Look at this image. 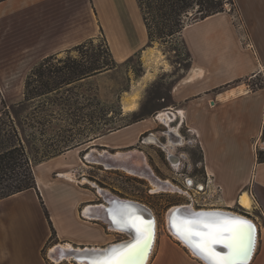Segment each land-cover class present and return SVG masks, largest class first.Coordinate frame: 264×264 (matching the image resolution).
Masks as SVG:
<instances>
[{
    "label": "crops",
    "instance_id": "1",
    "mask_svg": "<svg viewBox=\"0 0 264 264\" xmlns=\"http://www.w3.org/2000/svg\"><path fill=\"white\" fill-rule=\"evenodd\" d=\"M235 2L245 31L236 27L227 11L187 26L181 38L188 69L174 81L164 105L156 100L146 110V116L157 117L142 116L94 143L130 147L157 122L162 124L159 115L167 111L172 121L179 117L176 126L180 121L187 144L200 149L204 174L222 187L227 207L240 204L246 192L252 201L250 211L264 214V162L258 161L256 145L264 133V85L251 89L249 83L256 74L264 78V0ZM100 38L107 39L119 64L150 45L137 0H0V112L3 100L23 99L28 75L42 60ZM82 97L80 93L78 98ZM83 146L33 167L38 190L0 200V264H53L44 254L53 236L58 243L54 249L72 247L69 258L57 261L60 264L71 259L75 248H102L121 241L125 232L109 222L113 219L106 209L109 203L91 204L92 195L75 184L67 170L77 161L73 152ZM67 155L74 158L49 165ZM258 230V250L251 264H264V220ZM170 240L176 247L164 243L153 264H206L182 242L172 236Z\"/></svg>",
    "mask_w": 264,
    "mask_h": 264
},
{
    "label": "rangeland",
    "instance_id": "2",
    "mask_svg": "<svg viewBox=\"0 0 264 264\" xmlns=\"http://www.w3.org/2000/svg\"><path fill=\"white\" fill-rule=\"evenodd\" d=\"M226 10L232 14L236 27L240 28L243 33L245 31V24L240 11L232 4H227ZM188 21L190 22L191 20ZM104 39L107 40L106 38H100V40L95 42L94 47L88 46L89 51L92 52L94 49H97ZM80 54V52H72L71 56H79ZM68 56L69 54L66 52L58 57L64 59ZM52 64L57 65L58 61L55 59ZM188 65L189 56L185 50L181 36H178L173 43L155 42L154 45H148L147 43L132 59L120 63L116 69L109 71L106 75L87 81L81 86L78 85L75 90L71 89L67 95L72 96L70 99L71 103L79 102L77 106L79 110L75 106H52V103L48 100L49 97H41L30 102L22 101V99L9 100L7 111L18 123L22 137L28 136L27 151L33 161L32 166L36 167L38 165L37 160L44 155V151L53 148L52 146L50 147L52 143L46 145V141L41 139L42 135L45 133V138H51L53 134L57 139L54 142L59 144L61 136L66 134L65 129L68 123H65L62 117L65 116L62 114L66 113V108L73 113V115L70 114L73 120H69V123L70 126L71 124L76 125L74 128L71 126L70 129L72 128L73 134H76L78 138H85L87 133L96 134L102 131V129L108 128L105 126V118L107 120L112 119L113 123H115L113 124L114 126L130 124L142 116L149 117L152 120L157 116H146V110L150 109L156 100H161V105L165 104L174 81L184 74L188 69ZM259 75L256 74L255 76L258 77L249 82L251 89L263 87L264 83L262 82H264V78ZM80 93L83 97L78 99L77 96ZM95 93L99 94L106 102L110 113L107 116H103L100 113L95 114V123L90 124V116L93 110L89 108V102L86 100V97L88 98V96ZM62 95L60 93L57 96L58 99ZM55 96L56 94L52 96V99L56 98ZM134 102L137 104L136 112L128 113L124 110L123 105H131ZM120 108H123V114L117 113ZM52 110L56 114L53 126L49 124L50 117H48L52 113ZM75 114L77 116H74ZM177 120H179V117L173 121L161 119L162 124L157 122V125L149 132L150 134L154 133L155 137H146L147 134L143 135L141 137L143 143L139 139L130 147L118 149L103 148L94 143L96 140L92 141L91 144H95V148H98V151L101 153H104L105 150L109 152V154H105L104 160L98 158L99 164L94 162L93 159H84L85 155L88 154L90 146L92 147L90 143H86L83 147L87 153L85 149H80L79 153L78 151L73 152L75 155L72 154V156H75L77 161L74 162L70 169H67L70 172V176L74 179L73 182L92 195L91 204H107L106 202L110 204L108 199H113V201L119 198L128 199L141 202L154 212L158 222V230L151 264L160 256L164 243H169L171 246L176 247V242L173 243L170 240V236L172 235L167 225V212L173 207L191 205L195 209L222 208L235 211L241 215H247L255 221H260L258 219L259 212L256 210L251 211V214H246L241 211L246 208L240 204H236L231 208L227 207L224 196H222V189L218 190L217 186H220L219 184L216 185V190H214V182L213 185L210 183L207 186L208 177L204 174L203 166L199 161L200 149L187 144L185 140L187 134L185 130L180 129V121L176 126ZM42 131L44 132L43 134L41 133ZM126 132L130 131L127 130L113 136L111 135L110 138L113 140L117 139ZM34 133H37L38 140L35 139ZM156 138L165 144H157ZM256 143L258 153H264V133ZM138 145L140 148H138ZM158 146H162V148ZM111 153L116 154V156H111ZM169 154L178 156L180 162L172 163L169 160ZM70 158L71 156L67 155L60 159H55L49 165L54 164L56 160L65 161ZM126 168L133 172H129ZM187 177L192 179L196 185H202L198 189L196 186L187 187L185 184ZM162 181L171 182L176 188L173 190L165 188L159 192H153L152 183H162ZM198 204H206L207 206L201 207ZM126 238L127 236L123 234L122 238L120 237L119 239ZM53 239L49 241L44 249V254L49 261L53 260V264H60V262L55 261L56 259L52 257V249L58 245ZM50 257L53 259L51 260ZM71 263L74 262H61V264Z\"/></svg>",
    "mask_w": 264,
    "mask_h": 264
},
{
    "label": "trees",
    "instance_id": "3",
    "mask_svg": "<svg viewBox=\"0 0 264 264\" xmlns=\"http://www.w3.org/2000/svg\"><path fill=\"white\" fill-rule=\"evenodd\" d=\"M137 2L147 27L150 45H154L155 42L173 43L178 36H181L187 26L227 11V4H232L239 10L235 0H137ZM192 17L193 19H191ZM94 45L95 40L90 39L68 51L69 56L64 59H60L58 55H53L42 60L28 75L22 101L30 102L41 97H49L48 100L52 106H75L79 110L77 108L78 101L70 102L72 96L67 95L70 90H75L78 87V82L83 79L112 71L119 66L107 40L104 39L97 49L90 52L88 46L94 47ZM72 52H80L81 54L72 57ZM55 59L58 61L57 65L52 64ZM60 93L61 95L66 94L58 99L57 96ZM55 94L56 98L52 99ZM87 101L89 108L93 110L90 116V124L95 123V114L97 113L103 116L109 115V106L99 98L97 93L88 97ZM2 106L0 112V200L30 189L38 190L32 166L33 161L26 147L29 138L28 136L22 137L18 123L7 111L9 104L5 100L2 101ZM66 109V113L62 114L65 116L60 114L64 118V122L68 123L65 129L66 134L62 135L61 140H59L60 143L56 144L54 141L57 139L53 134L51 138H45V133L41 132L44 133L41 139L46 141V145L52 143L50 147L53 148L44 151V155L37 160V164L132 124L114 126L115 123L112 119L107 120L105 118V126L108 128L102 129L96 134L87 133L85 138H78L72 132V128L76 124H71L72 128L70 129L69 120H73L70 114L73 115V113L68 108ZM118 112L123 114L122 108L118 109ZM55 115L53 110L48 115L50 117L49 124L52 126L56 118ZM34 137L38 140L37 133H34ZM257 156L259 162H264V153H258ZM45 214L50 220L47 210H45Z\"/></svg>",
    "mask_w": 264,
    "mask_h": 264
},
{
    "label": "snow or ice",
    "instance_id": "4",
    "mask_svg": "<svg viewBox=\"0 0 264 264\" xmlns=\"http://www.w3.org/2000/svg\"><path fill=\"white\" fill-rule=\"evenodd\" d=\"M110 215L113 223L133 229L136 238L124 248H113L107 257L93 261V264H133L134 258L140 256L147 247L153 222L144 221L128 206L112 209ZM171 226L176 235L208 261V264H240L247 259L251 250L252 225L240 218L205 214L173 216ZM217 245L226 251H217Z\"/></svg>",
    "mask_w": 264,
    "mask_h": 264
},
{
    "label": "water",
    "instance_id": "5",
    "mask_svg": "<svg viewBox=\"0 0 264 264\" xmlns=\"http://www.w3.org/2000/svg\"><path fill=\"white\" fill-rule=\"evenodd\" d=\"M151 136H153V135H151ZM153 137H155V136H153ZM156 142L159 145H163L159 141V139H157V138H156ZM91 143L92 142H90V144ZM91 145H92V147L90 146L88 154L90 153L91 155H95L97 158H99L101 160H104L103 158H104L105 154H109V152L107 150H105V153H101V152L98 151L97 148H95L96 147L95 144H91ZM114 155L115 154H112L111 156H114ZM84 159L87 160V157H84ZM169 160L172 163H174V161H176L177 163L180 162V158L178 156H176V155H173V154H169ZM123 200H126V201H123ZM113 205L115 206V208H119V207H123V206L130 207L131 210L133 212H135V214H137V213L138 214L139 213L142 214V219L144 221L153 222V227H154V224H155V221H156V217L154 215V212L148 206H146L145 204H143L141 202H138V201H134V200L115 199L112 203L109 204V207L106 208V209L110 212L111 207ZM141 205H143V206H141ZM212 209H210V208L205 209L204 208V209H196V210H193V211L191 209V211H190L187 208H185L184 205H180V206H177V208H176V210L174 212L175 213L178 212L179 217H191V216H195V215H198V214H205V215H214V216H218V217H222V218H236L235 217L236 215H231L232 213L228 214V213L218 212V210H215V209L212 210ZM135 210H138V211L136 212ZM230 212L234 213L235 211L231 210ZM245 217H246V219L245 218H243V219H245L246 221H248L252 225V230H251V250L248 253L247 259L246 260H242L240 262V264H249L250 263L251 258H252L253 253H254V250H255V245H256V242H257V239H258V230H257V228L259 226V225H257L258 223L256 221H253V220L249 219L248 218L249 216H247V215ZM113 227L117 228V225L113 224ZM116 230H121L122 231L123 229L117 228ZM124 230H127V232L125 233L126 236H127L126 239H123L121 241L112 243V244H110V245H108L106 247H102V248H99V247L98 248H86L85 247V248H83L81 250H78L80 248H75L74 250H71V256L72 257H71L70 260H67V261L74 262L75 264H86V263L93 264V261L95 259L103 260L105 257L108 256V254L112 251L113 248H117V249L124 248L126 245L132 243L135 240V234L136 233L134 234L132 232V230L129 229V228H124ZM155 230H156L155 227L152 228L151 238L148 241L147 247L144 248V250H143V253H145L147 256H149V254L151 252V249L153 247V243L155 241V235H156ZM216 247H217V251H221V252L226 251L225 249L221 248L219 245H217ZM194 252L196 253L195 250H194ZM200 258H202V257L200 256ZM147 259H148V257H147ZM147 259H146V262H147ZM202 259L205 260L204 258H202ZM146 262H145V264H146Z\"/></svg>",
    "mask_w": 264,
    "mask_h": 264
},
{
    "label": "bare ground",
    "instance_id": "6",
    "mask_svg": "<svg viewBox=\"0 0 264 264\" xmlns=\"http://www.w3.org/2000/svg\"><path fill=\"white\" fill-rule=\"evenodd\" d=\"M136 103L134 102V103H132L131 105L129 104V105H125V107H123L124 108V110L125 111H127V112H133V111H135L136 110ZM162 114H160L159 116L161 117V119L163 120H169V121H172V116H171V114L170 113H168V112H164L163 113V116H161ZM159 117V118H160ZM87 159L88 160H94V162H96V163H98L99 162V159L97 158V157H95V156H93L92 157V155L89 153V154H87ZM103 162V161H102ZM174 163H177L176 161H174ZM99 164V163H98ZM126 169H128V168H126ZM133 170V169H132ZM128 171L129 172H133V171H131L130 169H128ZM137 173V172H136ZM152 185H153V192H159V191H161V190H163V189H165V188H169V189H171V190H173V189H175L176 188V186L174 185V184H172L171 182H168V181H162V183H156V182H154V183H152ZM120 199V198H119ZM108 201L110 202V203H112L113 202V199H108ZM123 201H126V200H123ZM240 204L243 206V207H245L246 209H248V210H250L251 208H252V201H251V199H250V196H249V194L248 193H243L242 195H241V197H240ZM106 206V205H105ZM108 206H109V204H108ZM141 206H143V205H141ZM184 207L185 208H187L188 210H190L191 211V209H192V211L193 210H196L194 207H192L191 205H184ZM115 207H113L112 209H114ZM176 208H177V206L176 207H173L169 212H168V214H167V221H168V229H169V231L171 232L170 234L176 239V240H178V241H180V242H182L186 247H188V249L192 252V253H194V255L195 256H197V257H199L200 258V256L197 254V252L195 253L194 252V250H193V248L192 247H190L185 241H183V240H181L177 235H176V232L174 231V229L172 228V226H171V220H172V217L173 216H177V217H179V215H178V212H174L175 210H176ZM116 209V208H115ZM210 209H212V208H210ZM218 210V212H223V213H228V214H231V215H236L235 217L236 218H240V219H242V220H245L246 219V217H245V215L244 214H239V213H236V212H230L231 210H225V209H216V208H213L212 210ZM90 210L91 209H87L86 210V214H88V215H90ZM211 210V211H212ZM95 211H97V210H95ZM95 211H93L92 213H91V215H94V212ZM136 212L138 211V210H135ZM99 213V212H98ZM102 213V212H101ZM110 213V212H109ZM100 214V213H99ZM105 215V214H104ZM137 215L138 216H140V217H142V214H138L137 213ZM172 215V216H171ZM99 216V215H98ZM102 217V216H101ZM171 217V218H170ZM92 218V217H91ZM243 218H245V219H243ZM249 219H251V220H253V221H255L254 219H252V218H250V217H248ZM113 220V219H112ZM111 219H109V222L110 223H112L111 225L113 226V221H112ZM108 224V223H107ZM258 225V224H257ZM154 227L156 228V230H155V232H156V235H155V241H154V243H153V247H152V249H151V252H150V254H149V256H147L145 253H142L140 256H138V257H136L134 260H133V264H145V262H146V259H147V257H148V259H147V262H146V264H150V261H151V258H152V253H153V251H154V249H155V246H156V242H157V227H158V222H157V220L155 221V224H154ZM153 227V228H154ZM117 228H120V229H123V231L126 233L127 232V230H124V227H121L120 225H118L117 226ZM129 229H131V228H129ZM259 228H257V230H258ZM132 230V232L135 234V232H134V230L133 229H131ZM129 231V230H128ZM119 232V231H118ZM120 232H122V231H120ZM123 233V232H122ZM258 234H259V230H258ZM259 237V236H258ZM134 238V237H133ZM135 238H136V234H135ZM258 240L259 239H257V242H256V245H255V250H254V253H253V256H252V258H251V261H250V263L249 264H251L252 262H253V259H254V256H255V254H256V251L258 250V244H259V242H258ZM69 249H72V247L70 248L69 246L68 247H62L61 246V248H56V249H54L53 251H52V257H54V259H56L55 261H61L60 259H64V258H69L70 257V254H68L67 252H68V250ZM53 259V258H52ZM202 259V258H201ZM94 261H99V259H95ZM202 261H204L206 264H208V261H206V260H203L202 259ZM86 264H88V263H86Z\"/></svg>",
    "mask_w": 264,
    "mask_h": 264
},
{
    "label": "built area",
    "instance_id": "7",
    "mask_svg": "<svg viewBox=\"0 0 264 264\" xmlns=\"http://www.w3.org/2000/svg\"><path fill=\"white\" fill-rule=\"evenodd\" d=\"M210 183L213 185V180H211L210 177H208V183H207V186H209ZM185 184H186L187 187H193V186H196L197 189L199 188L200 185H202V184H197V185H196V184L194 183V181H193L192 179H190L189 177L186 178V180H185ZM216 185H217V184L214 183V186H215L214 190H216ZM217 187H218V190H221V189H222L221 186H217ZM214 192H215V191H214ZM198 205L201 206V207H203V206H207L206 204H203V205L198 204ZM254 210H256V209H254ZM241 211H242L243 213H246V214H251V211H253V210L250 211V210H246V209L244 210V209H243V210H241ZM256 211H257V210H256ZM258 219H260L261 222H260L259 220H257L256 222L258 223V225H259V227H260V229H261L262 222H263V220H264V214H263L262 212L259 213V217H258Z\"/></svg>",
    "mask_w": 264,
    "mask_h": 264
},
{
    "label": "flooded vegetation",
    "instance_id": "8",
    "mask_svg": "<svg viewBox=\"0 0 264 264\" xmlns=\"http://www.w3.org/2000/svg\"><path fill=\"white\" fill-rule=\"evenodd\" d=\"M169 132H170V131H169ZM170 133H173V132H170ZM151 135H153V136H154L155 134H154V133H151V134L149 133V134H147V135H146V137H148V136H151ZM176 137H178V136H176ZM142 141H143V140L141 139V141H140V142H141V143H143ZM152 144H153V143H152ZM162 144L164 145L165 143H162ZM158 147L162 148V146H158ZM138 148H140V146H139V145H138Z\"/></svg>",
    "mask_w": 264,
    "mask_h": 264
}]
</instances>
